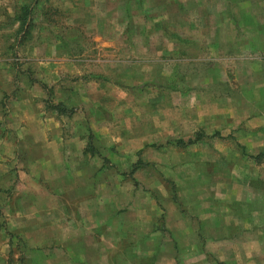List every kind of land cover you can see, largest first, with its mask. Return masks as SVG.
I'll list each match as a JSON object with an SVG mask.
<instances>
[{
	"label": "rangeland",
	"instance_id": "rangeland-1",
	"mask_svg": "<svg viewBox=\"0 0 264 264\" xmlns=\"http://www.w3.org/2000/svg\"><path fill=\"white\" fill-rule=\"evenodd\" d=\"M0 1V68H14L16 83L27 78L41 91L45 116L56 114L69 144L63 147H75L78 178L84 164L106 178L110 197L124 190L158 202L162 191L184 211L203 204L209 218H235L234 264H264V162L251 157L264 151V0H183L172 8L144 0L156 7L135 8L134 26L98 24L101 34L115 31L113 39L74 21L83 16L78 4L31 0L30 24L22 26V0ZM57 103L73 111L58 113ZM15 149L30 157L29 147ZM17 157L15 182L0 191V264H35L28 233L15 230L20 215L4 213L7 204L20 207ZM81 180L78 192H94L95 178ZM172 227L178 242L172 238L168 253L188 254L189 233L175 220ZM205 227L203 238L219 236ZM204 250L203 264H216Z\"/></svg>",
	"mask_w": 264,
	"mask_h": 264
},
{
	"label": "crops",
	"instance_id": "crops-1",
	"mask_svg": "<svg viewBox=\"0 0 264 264\" xmlns=\"http://www.w3.org/2000/svg\"><path fill=\"white\" fill-rule=\"evenodd\" d=\"M64 1L68 7L76 8L78 4L84 9L83 16L75 14L74 21L89 24L92 31H98L100 23L110 24L111 28L126 22L132 27L135 18L141 17L137 11L135 14V8L156 5H148L144 0ZM151 1L164 2L166 8L183 5V0H176L175 4L166 2L168 0ZM34 2L22 0L19 6H28L33 12ZM125 8L132 9L125 13ZM122 30L121 35L124 27ZM110 32L106 36L98 31L96 36L113 39L115 31ZM31 49L34 50L28 48L27 52ZM51 60L57 61L55 58ZM9 71L13 73L14 68L7 65L0 68V191H8L15 182L17 171L14 172V165H11L12 159L17 157L15 147H29V158L23 152L21 155V151L17 157L20 207L11 211L7 204L4 211L5 214L20 215L22 223L15 230L28 233L24 234V240L29 259L35 264H203L207 257L204 249L208 248L215 255L216 264L236 262L228 251L236 244L235 238L230 236L231 227L237 221L235 218L231 220L227 215L224 220L222 216L209 218L210 213H206L203 204L202 208L192 209L191 213L184 211L176 207L170 197L162 195V191L157 193V198L163 207L156 199H147L140 192L136 196L142 195L146 201L124 190L119 192L122 188H116L119 193L110 197L106 178L93 177L84 164L79 165L82 176L78 178V165L72 158L75 147H63L69 144H64L60 125L53 117L56 114L46 117L43 102L38 99L41 91L35 89L27 78L16 83ZM66 101L70 102V97ZM93 178L96 180L94 192H78V180ZM174 220L180 230L189 233L191 250L183 256L168 253L170 243H174ZM203 224L207 232H218L219 236L210 234L203 238L200 235V231L205 230ZM32 232L36 233L31 236ZM222 248L226 250H220ZM216 250L220 255L215 253Z\"/></svg>",
	"mask_w": 264,
	"mask_h": 264
},
{
	"label": "trees",
	"instance_id": "trees-1",
	"mask_svg": "<svg viewBox=\"0 0 264 264\" xmlns=\"http://www.w3.org/2000/svg\"><path fill=\"white\" fill-rule=\"evenodd\" d=\"M32 16V10L30 9V7L28 6H22L21 7V14L18 17V21L22 26L25 25H29L30 24V19ZM55 109L57 110L58 113L60 112H69L71 113L73 111V109L71 111H68V108L65 106L64 103H57L55 105ZM199 138H201V135H198L196 137V139H190L189 141H187L185 144L187 143H194L196 140H198ZM183 142V141H180ZM92 153H96V150L93 148L89 149ZM251 157L254 159L255 162L260 163V162H264V151L258 153V154H254L251 155Z\"/></svg>",
	"mask_w": 264,
	"mask_h": 264
}]
</instances>
